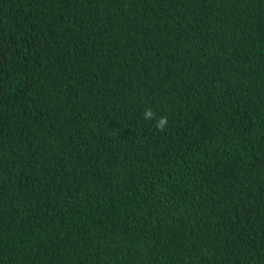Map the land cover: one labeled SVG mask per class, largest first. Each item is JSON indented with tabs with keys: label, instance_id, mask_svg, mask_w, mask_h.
<instances>
[{
	"label": "trees",
	"instance_id": "obj_1",
	"mask_svg": "<svg viewBox=\"0 0 264 264\" xmlns=\"http://www.w3.org/2000/svg\"><path fill=\"white\" fill-rule=\"evenodd\" d=\"M0 264H264V0H0Z\"/></svg>",
	"mask_w": 264,
	"mask_h": 264
},
{
	"label": "clouds",
	"instance_id": "obj_2",
	"mask_svg": "<svg viewBox=\"0 0 264 264\" xmlns=\"http://www.w3.org/2000/svg\"><path fill=\"white\" fill-rule=\"evenodd\" d=\"M145 120H155L156 127L159 131H164L168 127V117L166 116H157L151 108L145 109L144 112Z\"/></svg>",
	"mask_w": 264,
	"mask_h": 264
}]
</instances>
